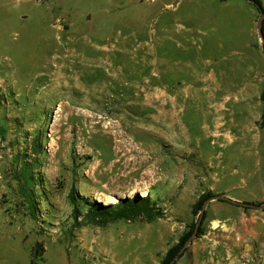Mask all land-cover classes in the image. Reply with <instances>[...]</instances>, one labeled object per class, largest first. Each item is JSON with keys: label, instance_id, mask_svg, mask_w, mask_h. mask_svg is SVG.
Wrapping results in <instances>:
<instances>
[{"label": "rangeland", "instance_id": "1", "mask_svg": "<svg viewBox=\"0 0 264 264\" xmlns=\"http://www.w3.org/2000/svg\"><path fill=\"white\" fill-rule=\"evenodd\" d=\"M225 3L0 0V256L161 264L202 215L203 234L172 264H264V207L211 198L192 214L208 191L264 203V86L221 91L206 74L211 41L238 59L259 39L255 7ZM33 162L28 202L18 176ZM142 190L153 221L85 219L109 196L117 206Z\"/></svg>", "mask_w": 264, "mask_h": 264}, {"label": "crops", "instance_id": "2", "mask_svg": "<svg viewBox=\"0 0 264 264\" xmlns=\"http://www.w3.org/2000/svg\"><path fill=\"white\" fill-rule=\"evenodd\" d=\"M217 1H219V3L221 2L220 0ZM225 2L226 0L222 1L219 6L228 5V3ZM251 32L257 33L254 22V11L251 12ZM229 37V40L232 41L237 40L240 36L237 33H232ZM220 42L219 40L211 41V43H209L211 51H207L205 56L209 63L206 74L209 77L220 78L221 84L213 83L214 85L212 86L226 92L236 91L244 94L250 91L256 93L261 92L264 86V53L260 44V38L258 39L256 36V39H249V41L244 44L245 50L238 59L233 56L222 57L221 55H217L215 50L218 48V45H220ZM228 76H230L229 79L225 80L224 77L228 78ZM214 81L216 82V79H214ZM256 98H258V96ZM0 264L12 263L9 258L0 256Z\"/></svg>", "mask_w": 264, "mask_h": 264}, {"label": "trees", "instance_id": "3", "mask_svg": "<svg viewBox=\"0 0 264 264\" xmlns=\"http://www.w3.org/2000/svg\"><path fill=\"white\" fill-rule=\"evenodd\" d=\"M225 1V0H220ZM249 1L257 10V13L259 16H264V7L257 1V0H247ZM263 40H264V28L261 26ZM262 51L264 53V41L262 42ZM262 100H263V94H262ZM263 121H264V114H263ZM34 152H36V148L34 147ZM37 166V163L33 162L29 166L28 164H23L20 169V175L18 178H20L19 184V192L22 196L27 198L28 202L31 200L30 192L27 190L32 186V177L29 175V169H33ZM217 195L213 194L212 192L208 191L199 196V198L196 200V202L192 205V214L196 215L200 212L201 207L203 203L215 197ZM72 202H74V198L70 196ZM252 204V203H250ZM253 206H258L259 204H252ZM237 206H243L241 204H237ZM243 209H247V207H242ZM264 210V209H263ZM77 211H75V214ZM137 216H145L146 220L148 222L153 221L157 217V213L154 211V209L149 207V197H143V198H136V200H120L119 205H105L102 206L98 204L96 207L91 206L89 210L86 213L85 219L89 221L90 223H94L97 225L105 224L108 221H116V220H131L134 219ZM205 214H203V217ZM194 229V225H191L189 228V231H187L185 234H183L177 243L170 246L164 253L161 264H170L171 261L177 256L180 249L183 247L187 239L190 237L192 231ZM204 232L203 228L200 227L197 231L196 237H199ZM38 248V252L42 249H40L39 245H36V249ZM34 252V250H33ZM39 254V253H38ZM40 255V254H39Z\"/></svg>", "mask_w": 264, "mask_h": 264}, {"label": "water", "instance_id": "4", "mask_svg": "<svg viewBox=\"0 0 264 264\" xmlns=\"http://www.w3.org/2000/svg\"><path fill=\"white\" fill-rule=\"evenodd\" d=\"M263 19H264V16L261 15V16H259V18H258L257 21H256V29H257V33H258V36H259V38H260V40H261L262 42L264 41V40H263V35H262V30H261V23H262V20H263ZM263 109H264V95H263ZM213 198L224 199V200H227V201H229V202H231V203H234V204H241V205H243V206L254 207V206H253L252 204H250V203H240V202H237V201H233V200H231V199H229V198H227V197H225V196H223V195H217V196H215V197H213ZM209 200H210V199L206 200V202L209 201ZM206 202H204V204H203V206H202L201 214H202L203 211H204V206H205ZM257 207H258V208H263V207H264V203L261 204V205H259V206H257ZM201 216H202V215H200V217H199V221H198V223L196 224V226H195V228H194V231H193L192 235L187 239V241L185 242V244H184L183 247L180 249V251H179V253H178L177 255H179V254L183 251V249L186 247V245L192 240V238L196 236V231H197V228H198V225H199V222H200ZM176 257H177V256H176ZM176 257L171 261L170 264H172V263L174 262V260L176 259Z\"/></svg>", "mask_w": 264, "mask_h": 264}, {"label": "bare ground", "instance_id": "5", "mask_svg": "<svg viewBox=\"0 0 264 264\" xmlns=\"http://www.w3.org/2000/svg\"><path fill=\"white\" fill-rule=\"evenodd\" d=\"M131 189H133V188H131ZM143 189H145V188H143ZM136 192H138V190L137 189H133V190H130L129 194L133 195ZM140 194H141V196H148V191L147 190H142V192H140ZM105 203L108 204V205H112L113 206V204L116 203V198H113L112 196L111 197L109 196L108 198H106Z\"/></svg>", "mask_w": 264, "mask_h": 264}]
</instances>
